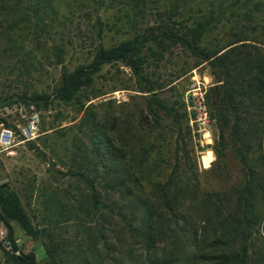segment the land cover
Returning a JSON list of instances; mask_svg holds the SVG:
<instances>
[{
    "label": "rangeland",
    "instance_id": "rangeland-1",
    "mask_svg": "<svg viewBox=\"0 0 264 264\" xmlns=\"http://www.w3.org/2000/svg\"><path fill=\"white\" fill-rule=\"evenodd\" d=\"M124 1L116 0L113 8L100 11L89 7L86 0L48 1L39 8L41 11L36 14V21L27 29L20 26L12 34L6 32L7 25L1 19L0 124L11 127L23 125L35 114L37 116L34 119L36 139L18 145L14 154L5 158L4 183L1 186L17 194L33 226L42 231L40 236L48 237L33 240L16 223H12L18 251L12 248L13 253L10 254L33 253L38 264H45L47 257L41 244L45 242L48 246L54 244L59 247L57 258H60V264H75L81 260L80 251L88 240H102L98 233L100 230L104 231V238L109 243L124 240V245L129 247V240H139L130 234L119 216L114 215L105 221L98 218L99 214L93 216L85 184L71 174V171L78 173L82 170L85 148L91 139L98 137L99 131L104 129L116 143L118 140L120 145L133 150L127 157V165L141 147L151 149L148 164L141 168V171L149 172L148 178L139 174L138 181L133 179V190H137L134 187L140 182L138 188L154 205L156 200L148 182H163L174 166L173 128L169 121L158 127L151 117L144 119L151 95L139 92V82L121 64L105 66L95 76L92 89L79 95L78 103L66 105L53 98L63 70H71L85 62L99 44L98 36H104L105 47L117 44L152 25L157 19L152 16L155 9H168L176 0H154L148 5L149 11H145L144 18L137 17L133 24L126 17L128 8ZM220 1L191 0L188 5L193 6L195 12L211 3L216 9ZM51 3L54 8H50ZM242 18L237 24L233 23L235 28L229 24L213 27L206 41L226 44L236 40V35L263 41L264 13L256 14L250 24ZM192 66L194 60L187 52L174 47L162 58H149L145 74L155 86L165 87L158 97H166L172 105L181 101L185 107L193 137L188 146L190 156L186 157L187 171L195 177L199 190L194 195L196 202L188 198L184 200L183 210L189 217L190 226L178 240H194V247L189 246L188 252L209 255L210 259L216 240H232L234 237L231 230L221 234L219 227L233 216L244 178L228 132L224 142L219 143L216 126L209 116L206 93L216 84L211 69L206 62L199 63L194 69ZM35 94L49 96L47 104L37 108L29 105L25 98L30 99ZM175 106L179 112L180 108L183 111L179 104ZM87 111L92 116L86 117ZM163 131L167 133L165 142L159 137ZM249 142L255 144L252 134ZM137 165L138 162L133 163V166ZM130 172L137 174L140 170L132 169ZM253 203L258 219L250 230L248 257L251 261L258 259L255 253L264 256V201L258 193H255ZM126 206L128 209L120 213L128 216L131 208ZM87 207L88 217L84 215ZM2 236L7 237V230L0 221ZM162 240L177 238L166 235ZM238 246L239 242L234 243L233 250ZM135 249L138 255L143 252L141 245ZM228 253V248L221 246L216 254ZM116 254L120 255L117 251ZM0 264H6L5 254H0Z\"/></svg>",
    "mask_w": 264,
    "mask_h": 264
},
{
    "label": "trees",
    "instance_id": "trees-1",
    "mask_svg": "<svg viewBox=\"0 0 264 264\" xmlns=\"http://www.w3.org/2000/svg\"><path fill=\"white\" fill-rule=\"evenodd\" d=\"M48 1L52 0H25V4L23 0H0V27L3 19L8 33L12 34L20 26L27 29L36 21L41 5ZM86 1L95 11L113 8L116 3V0ZM153 1H124L128 8L126 17L131 24L137 17L144 18L145 11H149L148 5ZM190 1L176 0L168 9H155L152 16L157 19L152 25H147L117 44L105 47L104 36H98L99 44L85 62L71 70L64 69L60 76L53 98L59 103L72 105L79 102L80 94L92 89L95 76L105 66L119 63L137 79L139 92L151 95L148 114L144 119L151 117L158 127L169 121L175 133L174 166L166 180L147 184L156 200L155 205L143 196L142 190L138 188L140 182L134 187L137 190H133V179L137 180L139 174L148 178L149 172L141 171V168L148 164L151 149L141 147L127 165V157L133 150L130 148L129 151L120 145L118 140L116 143L104 129L99 131L97 138L90 140L84 151L82 170L78 173L70 170L71 174L85 184L93 216L99 214L98 218L102 221L114 215L119 216L130 234L136 235L139 240H129V247L124 245V240L109 243L104 238V231L100 230L98 233L102 240H88L80 251L81 260L75 264H264L261 253H255L258 255L257 260L251 261L248 257L250 230L258 219L253 203L255 193L264 201V39L247 40L236 35V40L226 44L206 41L207 34L219 24H229L235 28L233 23L237 24L242 17L247 24L252 23L256 14L264 13V0H222L216 9L211 3L195 12L193 6L188 5ZM51 7L54 8L53 3ZM239 15H242L240 19ZM34 25L38 27V24ZM174 47L186 51L190 59L194 60L193 69L199 63L206 62L209 65L216 80V84L206 93L209 116L216 126L219 143L224 142L228 132L244 178L233 216L219 227L221 234L231 230L234 237L232 240H216L210 259L209 255L188 252L189 246L194 247V240H178L189 231L190 226L189 217L183 210L184 200L188 198L196 202L194 195L199 190L195 177L187 171L186 157L190 156L188 146L193 137L187 124L185 107L181 101L172 105L166 97H158L165 87L155 86L145 74L149 58H162ZM48 99L49 96L45 94L25 98L34 108L46 105ZM177 104L182 106V112L181 108L180 112L177 110ZM86 115L92 116V113L87 111ZM251 134L256 147L249 142ZM159 137L165 142L167 133L160 132ZM134 162H138L136 167L133 166ZM132 169H139L140 172H130ZM90 173H93L92 176ZM125 203L131 208L128 216L120 213L126 210ZM88 214L87 207L84 215L88 217ZM0 221L7 230V238L15 252L18 246L12 223H16L33 240L46 236H40L42 231L33 226L17 194L5 186H0ZM202 222L208 223L207 220ZM174 226L176 230H173ZM166 235L177 240H162ZM236 242H239V246L233 250ZM41 244L47 257L45 264H60V258H57L59 247L54 244L48 246L45 242ZM138 245L143 251L139 255L134 252ZM221 246H226L229 253L217 255ZM116 251L120 253L119 256ZM5 263L38 264V261L33 253H5Z\"/></svg>",
    "mask_w": 264,
    "mask_h": 264
},
{
    "label": "built area",
    "instance_id": "built-area-1",
    "mask_svg": "<svg viewBox=\"0 0 264 264\" xmlns=\"http://www.w3.org/2000/svg\"><path fill=\"white\" fill-rule=\"evenodd\" d=\"M36 117L35 114L30 121L13 127L0 124V186L4 183L5 158L12 156L18 145L36 139ZM12 248V243L6 236L0 237V254L13 253Z\"/></svg>",
    "mask_w": 264,
    "mask_h": 264
}]
</instances>
